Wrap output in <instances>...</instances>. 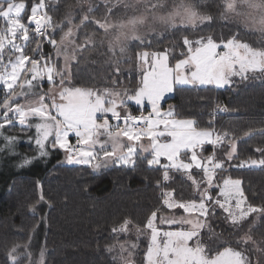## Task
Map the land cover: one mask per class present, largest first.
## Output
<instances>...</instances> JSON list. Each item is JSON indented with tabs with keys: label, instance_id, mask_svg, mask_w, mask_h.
Masks as SVG:
<instances>
[{
	"label": "snow or ice",
	"instance_id": "1",
	"mask_svg": "<svg viewBox=\"0 0 264 264\" xmlns=\"http://www.w3.org/2000/svg\"><path fill=\"white\" fill-rule=\"evenodd\" d=\"M76 6L83 13L78 19L69 6L64 21L54 23L45 10V0H39L32 3L25 23L22 15L28 8L25 0H0V20L3 21L0 26V90L3 91L0 129L15 123L34 128L35 135L29 139L34 140L39 157H46L49 150L58 148L65 152L68 164L100 169L109 163L134 166L140 152H149L148 165H159L165 181L171 170L186 174L196 188L198 200H176L174 190L163 192L162 196L163 205L169 210L180 209L187 215L158 217L157 210L148 217L143 229L136 226L138 234H144L147 229L150 235L144 264H253L245 251L232 246L213 250L201 238L202 229H211L208 221L215 215L216 207L227 214L225 219L233 226L242 225L254 213L264 215V207L247 204L241 180L228 177L222 184L216 182L225 161L217 159L215 149L228 143L230 150L225 155L232 161L238 158L235 141H225L227 132L221 134L211 127L199 128L192 119H177L172 109L162 110L161 101L176 85L223 88L232 86L237 77L242 81L264 78V46L255 47L245 42L239 31L219 42L211 35L195 40L185 35L186 51L181 52L183 58L175 59L174 65L169 63L167 49L136 52L142 71L134 90L80 87L73 83L72 67L90 50L106 47L118 74L117 53L124 55L133 42L150 46L149 34H154L155 38L169 29H195L205 22L211 23L214 17L195 11L185 0H172L171 10H167V0H104L105 15L101 18L93 15L98 9H94L92 0H76ZM221 7L220 19L264 37V0H223ZM118 11L122 12L120 17L112 19ZM91 24L97 26L96 31L85 33L81 40V30ZM157 25L163 26L164 31L157 32ZM57 29L61 33L59 40L55 38ZM45 42L53 47L54 56L44 55ZM31 45H34L31 51L35 55L26 51ZM45 81L48 91L37 92ZM116 83L118 81L113 80V84ZM130 101L141 109L147 102L151 110L147 115L142 110L140 115H133L128 110ZM16 139L5 137V147H11ZM144 139L148 141L147 146L142 143ZM205 145L213 148L207 157L202 155ZM256 151L264 157V148ZM36 158L25 157L20 167ZM162 158L167 163H162ZM246 166H264V158H249L235 165ZM193 169L202 173L199 180ZM157 186H160L159 181ZM213 188L219 189L216 198L211 192ZM157 220L171 230L158 227ZM130 223L125 220L112 231L127 232ZM173 225L178 227L172 229ZM249 242L256 246L253 251L264 254V247L250 234L246 233L239 241L245 245ZM19 247L21 245L15 244L7 253L11 264H18L13 253ZM114 247L109 246L108 250L111 252ZM120 249L122 264H132L123 256L127 251L123 244ZM132 255L129 251L128 256ZM44 256L41 251L36 264H45ZM29 264H32L30 254ZM256 264H260L259 259Z\"/></svg>",
	"mask_w": 264,
	"mask_h": 264
},
{
	"label": "trees",
	"instance_id": "2",
	"mask_svg": "<svg viewBox=\"0 0 264 264\" xmlns=\"http://www.w3.org/2000/svg\"><path fill=\"white\" fill-rule=\"evenodd\" d=\"M35 1L38 0H25L28 8L23 16L30 14L31 5ZM48 1L53 5L49 12L53 21H61L69 6L76 3V0ZM204 2L205 12L214 19H219L223 0ZM102 7L103 3H99L94 8L98 9L93 13L95 17L100 16ZM2 25L3 21L0 20V26ZM87 29L92 30L93 24L81 30V40L85 33L94 32ZM239 30L234 24L215 22L202 26L198 33L183 28L173 31L168 39L158 43L152 41L150 46L134 45L126 53L127 58L119 61L118 74L115 73L116 65L108 61L109 54L99 53L89 58L87 63H74L73 83L80 87L91 86L102 90L105 87L110 88L113 80H117V84H121V91H131L138 86L141 78L136 52L162 51L171 46L175 52L171 60L173 63L175 59L182 58L180 54L185 51V35L189 39L198 35H211L219 42L230 39ZM240 38L250 41L255 47L264 46L263 38L244 30L240 31ZM43 48L47 52L50 47L44 44ZM82 60L83 58L79 62ZM2 97L3 95L0 96ZM167 103L174 107L177 116L195 119L199 128L211 127L221 134L227 132L225 141H236L238 158L232 161H228L225 155L230 149L228 143L215 149L217 159H224L226 162L224 170L218 172L217 182L221 183V178L224 177L241 180L247 204L264 207V166L235 167L241 160L264 158L256 151L257 148H264V78L242 81L237 77L234 78L232 86L223 88L211 85L179 86L175 94L166 99ZM131 109L133 115L141 112L137 106ZM142 111L146 115L148 108ZM8 129L10 134L23 136H27L24 133L29 131L18 124L11 125ZM245 132L250 135L245 136ZM72 140L74 143L75 138ZM203 152L210 155L213 152L212 146L205 147ZM21 153L24 156L33 153L35 156L34 148L26 152L23 147ZM47 157L49 162L40 172H20L9 177L0 194V264H11L7 253L13 245L29 242L41 221L38 213V207L43 202L41 197L46 203L42 219L45 223V264H122L117 252H110L108 248L125 242L127 237L125 232L114 233L113 228H119L125 220H129V239L132 236L137 237L136 226L143 229L153 211L158 210V216L179 213L178 209L169 210L163 205V192L174 190L177 200L198 199L196 188L186 174L171 170L169 179L165 181L163 169L160 166H149L147 160L150 159V154L143 152L135 157L134 166L114 164L99 171L89 165L60 162L61 154L56 150H49ZM193 172L199 180L202 173ZM157 181L160 182L159 187ZM218 191L217 188L213 189L214 198ZM226 215L222 209L216 207L215 215L208 221L211 229L205 227L201 231L203 242L213 250L221 246L238 248L250 255L253 264H256L257 259L260 264H264V254L253 251L255 247L251 242L247 245L239 243L240 238L249 232L257 244L264 247V243H261L264 241V215L254 213L238 226L231 225L225 219ZM141 237L136 249L135 264H144V252L149 240ZM18 264H27V261L22 258L18 260Z\"/></svg>",
	"mask_w": 264,
	"mask_h": 264
},
{
	"label": "rangeland",
	"instance_id": "3",
	"mask_svg": "<svg viewBox=\"0 0 264 264\" xmlns=\"http://www.w3.org/2000/svg\"><path fill=\"white\" fill-rule=\"evenodd\" d=\"M18 2H19V0H18ZM36 3H38L39 2V0L38 1H35ZM185 2H188V3H190L192 6H193V8H194V10L195 11H197V12H199V13H201V14H205V15H208L206 12H205V10H204V4H205V2H204V0H185ZM99 3H103V7L101 8V11H100V16H98L97 18H101V17H103L104 15H105V6H104V0H92V6L95 8ZM167 3H168V5H169V8L167 9V10H171V4H172V0H167ZM45 4H46V8H45V10L48 12V14L50 15V6H53L52 4H50V2L48 1V0H45ZM86 7H87V5H84V8L86 9ZM71 11H72V15L74 16V17H76L77 19H78V17L79 16H81L83 13L81 12V10H80V8L79 7H77L76 6V3L74 4V5H72L71 6ZM69 12V9H68V11H67V13ZM122 14V12H120V11H118L117 12V15H116V17H113L112 19H117V18H119L120 17V15ZM27 16L28 15H25V16H23V22H25V23H27ZM219 17H220V15H219ZM64 19H65V17L63 18H61V21H59L58 19L56 20V21H53L54 23H59V22H63L64 21ZM215 22H226V21H224V20H222V19H214L211 23H215ZM211 23H208V22H205L203 25H201L200 27H198V28H195V29H193V28H186V29H189V31L190 32H196V33H198V30H199V28H201L202 26H205V25H210ZM227 24H233V23H230V22H226ZM95 26V27H94ZM234 26L236 27V25L234 24ZM96 25L95 24H93V29L91 30V29H87L88 31H96ZM156 28H157V32H163L164 30H163V26H161V25H157L156 26ZM84 29H86V28H84ZM181 29H183V28H181ZM241 30H244L245 32H247V33H250V34H255V35H257V36H259V37H261V38H263L264 39V37H262L259 33H252V32H250V31H248L247 29H243V27L241 26V28H240V30H239V32L241 31ZM174 30H171V29H169L167 32H165L164 34H163V36H160V35H155V38H153V35L154 34H149V39L151 40V41H153V42H155V43H158V42H160V41H162L163 39H166L167 37L169 38L170 36H171V34H172V32H173ZM175 32V31H174ZM177 32V31H176ZM83 33H85V32H83ZM82 33V34H83ZM91 33H93V32H90V34ZM234 33H236V32H234ZM60 35H61V33H60V30L59 29H57L56 30V33H55V38L57 39V40H59V37H60ZM100 35H102V33H100ZM203 36H207V35H203ZM80 37H81V33H80ZM199 37H201L200 35H198V36H195L194 38H191L190 40H195V39H198ZM167 38V39H168ZM245 42H247V43H249L250 44V41H245ZM44 44H47L46 42L44 43ZM151 44H152V42H151ZM49 45V44H48ZM134 45H137L135 42H133L132 44H130V46H129V48H128V50H127V52L130 50V48L132 47V46H134ZM137 46H141L142 47V45H137ZM32 47H34V45H31L28 49H26V51H27V53L29 54V55H35L34 53H32V51H31V48ZM49 51H45V49L43 48V53H44V55L45 56H54L55 55V53H54V49H53V47L51 46V45H49ZM185 48V47H184ZM167 50H168V55H169V63L170 64H173L174 65V63L175 62H171V60L173 59V57L175 56V52H174V50L171 48V46H169L168 48H167ZM144 51V50H143ZM146 51V50H145ZM163 51H165V50H162V51H156V52H163ZM185 51H186V48H185ZM103 52H107V49H106V47H99V48H97V49H95V50H90L88 53H86L82 58H83V60H82V62H79V63H87V61L89 60V58H91V57H94V56H96V55H98L99 53H103ZM126 52V53H127ZM147 52H149V53H152V52H154V51H147ZM126 53L124 54V55H120L119 53H117V57H116V59H118L119 61L121 60V61H123V60H125L127 57H126ZM109 54V58H108V61L110 62V63H112V58H111V54L110 53H108ZM82 58H80L79 59V61H81V59ZM150 58V57H149ZM183 58V57H182ZM108 61H106V63H108ZM139 60H137V62H138ZM62 63H63V61H62V58H61V60H60V64L62 65ZM75 63V62H74ZM140 61H139V63H138V65H140ZM112 64H114V63H112ZM74 65V64H73ZM115 65V64H114ZM73 68V67H72ZM139 69H140V71H142L141 70V68H140V66H139ZM117 81V80H116ZM180 85H176V86H174V90H173V92H171V93H168V94H166L165 95V97H164V99H163V101H161V108H162V110L163 111H165V112H167L169 109H172L173 111H174V113H175V110H174V107L170 104V103H167L166 104V99L167 98H169V97H171V96H173L174 94H175V91H176V88L177 87H179ZM185 86H191V85H185ZM48 88H49V85H48V83L45 81V82H43V87L42 88H37L36 89V91L37 92H40V91H44V92H47L48 91ZM110 88H113V89H115V90H117V91H121V84H113V82H112V86L110 87ZM122 88H124V87H122ZM1 91L2 90H0V93H1ZM2 95H3V92H2ZM2 95H0V96H2ZM33 99H35V97H32ZM0 99H2V98H0ZM21 102H23V100H21ZM133 106H137V107H139L140 108V106H138V105H136L134 102H129V104H128V110L132 113V107ZM146 108H148V111L146 112V115L148 114V112L151 110L150 109V106H148L147 105V102H145V105H144V108L143 109H141V110H145ZM175 116H176V118L177 119H192V120H194L195 121V119H193V118H191V117H179V116H177L176 114H175ZM113 123H115V122H113ZM15 124H18V123H15ZM19 125V124H18ZM11 125H8V126H6L4 129H0V194L2 193V191L4 190V188L6 187V184H7V180H8V178L9 177H11V176H13L14 174H16V173H20V172H24V173H31V172H36V173H38V172H40L45 166H46V164L49 162V157H39V155H38V148H37V146H36V144H35V142H34V140H30L29 139V137H32V136H34L35 135V129L34 128H32V129H29V131L27 132V133H24V134H27V136H23V135H20V134H17V135H13L12 133L10 134L9 133V129H8V127H10ZM13 126V125H12ZM21 126V125H20ZM21 127H24V126H21ZM9 130V131H8ZM11 132V131H10ZM5 137H16L17 139H16V141L12 144V146L11 147H5V144H6V141H5ZM236 142V141H235ZM142 143L145 145V146H147L148 145V141H147V139H144L143 141H142ZM21 146H23L24 147V150L26 151V152H28V150H31V148H34V150H35V156H34V154L32 153V154H30V156H24L22 153H21V149L23 148V147H21ZM207 146H210V145H205V147H207ZM230 150V149H229ZM56 151H59L60 152V154H61V159H60V162H65V163H67L66 162V154H65V152L63 151V150H60V149H56ZM143 154H150L149 152H143ZM212 153H210V155H211ZM202 155L204 156V157H207V156H209L208 154H206L205 152H203L202 153ZM25 157H27V158H32V157H37L36 159H34V160H32V163H30V164H28V165H25L24 167H20V164L22 163V161H23V159L25 158ZM150 159H151V155H150ZM221 160H223L224 161V159H221ZM162 163H167V161L166 160H164L163 158H162ZM112 165H114V164H112V163H109V164H107L106 166H104V167H102V168H100V169H103V168H106V167H110V166H112ZM225 165H226V162H225ZM153 166H159V165H153ZM227 166H229V165H227ZM100 169H94V170H96V171H99ZM193 171H198V170H196V169H193ZM219 172V171H218ZM217 178H218V173H217V175H216V182H217ZM225 178H228V177H224V178H221V183L220 184H222V181H223V179H225ZM218 183V182H217ZM214 189V188H213ZM213 189H211V192L213 193ZM40 193H42V190H40ZM197 193V192H196ZM198 195V194H197ZM213 195V194H212ZM215 197H216V195H215ZM173 198L174 199H176V197H175V194L173 193ZM198 199H199V196H198ZM198 199H195V200H198ZM177 200V199H176ZM43 201V202H42ZM42 203L40 204V206L38 207V213L40 214V216H41V221L40 222H38V225L36 226V228H35V230L33 231V233H32V236H31V238H30V240H29V242L28 243H26V244H23V245H21V247H19L18 249H17V251L15 252V253H13V255H15L16 257H17V260H20V259H22V258H24V259H26V261H27V264H29V254H30V257H31V261H32V264H36V262H37V260L39 259V255H40V252L41 251H43L44 252V254L46 255V249L44 248V246H43V240H44V236H45V223L43 222V215L45 214V202H44V200H43V198H42ZM187 201H190V200H187ZM233 203H234V201H233ZM177 210V209H176ZM179 210V213H170V214H163V215H160V216H175L176 218H179V217H181V216H184V215H187L186 213H183V211L182 210H180V209H178ZM160 216H158V217H160ZM157 225H158V227H160V228H162V229H164V230H171L170 228H169V226L168 225H166V224H164V225H161L160 223H159V220H157ZM176 227H178V225H173L172 226V229H174V228H176ZM184 227L185 228H188V227H190V226H188V225H184ZM44 233V234H43ZM247 234H249V232H246ZM128 234H129V231H127V232H125V236L127 237V240L125 241V242H120V243H118V244H116L115 245V247L113 248V250L114 251H116L117 252V254H118V256H119V258H120V255H121V249H120V245L121 244H123L124 246H125V248L127 249V251H125V252H123V256L124 257H126L127 259H129V260H131L132 261V263H136L135 262V256H136V249L138 248V242L140 243V239L142 238L141 236H144V238L146 237L147 238V240H149V238H150V235H149V231L147 230V229H144V234H138V232H136L135 233V235L137 236V237H134V236H132V238H129L128 239ZM44 235V236H43ZM245 235V234H244ZM243 235V236H244ZM251 235V234H250ZM252 236V235H251ZM223 242V240L222 241H220V243H218V244H221ZM224 243H225V241H224ZM133 244H135L136 245V248L135 249H133L132 248V245ZM20 245V244H19ZM24 245H27V247H24ZM254 247H256L255 245H254ZM12 248V247H11ZM10 248V249H11ZM9 249V250H10ZM9 250H8V252H9ZM129 251H131L132 253H133V255L132 256H128V252ZM44 258H45V256H44Z\"/></svg>",
	"mask_w": 264,
	"mask_h": 264
},
{
	"label": "built area",
	"instance_id": "4",
	"mask_svg": "<svg viewBox=\"0 0 264 264\" xmlns=\"http://www.w3.org/2000/svg\"><path fill=\"white\" fill-rule=\"evenodd\" d=\"M137 115H140V114H137Z\"/></svg>",
	"mask_w": 264,
	"mask_h": 264
}]
</instances>
